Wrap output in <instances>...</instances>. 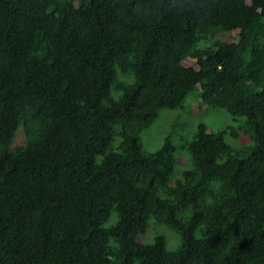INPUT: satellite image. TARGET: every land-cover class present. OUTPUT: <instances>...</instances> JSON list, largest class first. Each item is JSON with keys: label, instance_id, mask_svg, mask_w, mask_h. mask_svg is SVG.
Masks as SVG:
<instances>
[{"label": "trees", "instance_id": "obj_1", "mask_svg": "<svg viewBox=\"0 0 264 264\" xmlns=\"http://www.w3.org/2000/svg\"><path fill=\"white\" fill-rule=\"evenodd\" d=\"M0 264H264V0H0Z\"/></svg>", "mask_w": 264, "mask_h": 264}, {"label": "rangeland", "instance_id": "obj_2", "mask_svg": "<svg viewBox=\"0 0 264 264\" xmlns=\"http://www.w3.org/2000/svg\"><path fill=\"white\" fill-rule=\"evenodd\" d=\"M183 63L189 64L186 61H183ZM193 107H196V103ZM216 112L217 113L214 111L209 113H200L196 110L193 111L190 108L188 113H186L183 111L181 112L180 110L162 109L155 121L142 132V146L145 150L152 151L160 145L163 136L169 131H172L174 134L172 141L176 146L175 153L177 155H181V162H178L174 168V172L177 173L180 169L188 166L187 155L182 148H179V145L183 141L189 139L193 127L198 121L206 123L209 127H212L213 130H222L224 125L230 122L228 121L227 114L221 111ZM22 135V129L19 128L14 135L12 143L16 144L20 142Z\"/></svg>", "mask_w": 264, "mask_h": 264}]
</instances>
